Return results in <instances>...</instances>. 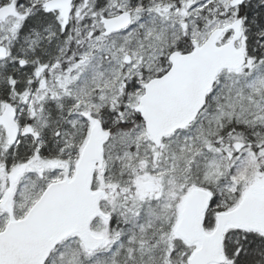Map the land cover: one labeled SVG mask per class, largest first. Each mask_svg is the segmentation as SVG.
<instances>
[{"label":"snow or ice","instance_id":"snow-or-ice-1","mask_svg":"<svg viewBox=\"0 0 264 264\" xmlns=\"http://www.w3.org/2000/svg\"><path fill=\"white\" fill-rule=\"evenodd\" d=\"M0 264H264V0H0Z\"/></svg>","mask_w":264,"mask_h":264}]
</instances>
